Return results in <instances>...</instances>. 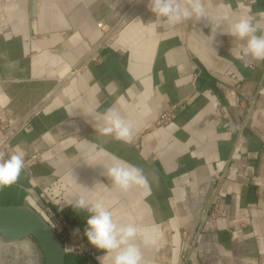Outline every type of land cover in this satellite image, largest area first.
Instances as JSON below:
<instances>
[{"label":"crops","instance_id":"1","mask_svg":"<svg viewBox=\"0 0 264 264\" xmlns=\"http://www.w3.org/2000/svg\"><path fill=\"white\" fill-rule=\"evenodd\" d=\"M204 3L210 22L229 15L215 41L207 19L154 29L148 0H36L34 16L30 0H0V108L28 120L10 145L33 157L0 205L50 206L83 235L87 213L66 203L103 198L117 221L135 220L144 264H264V61L220 34L245 13L264 29V0ZM121 15L103 35L97 23ZM113 105L133 125L129 143L93 127ZM113 157L148 185L113 186ZM84 238L90 254L65 264H98Z\"/></svg>","mask_w":264,"mask_h":264},{"label":"clouds","instance_id":"2","mask_svg":"<svg viewBox=\"0 0 264 264\" xmlns=\"http://www.w3.org/2000/svg\"><path fill=\"white\" fill-rule=\"evenodd\" d=\"M148 8L155 16V20L148 23L154 29L165 24L174 26L190 20L198 22L207 19L210 22L204 0H148ZM227 19L228 13L220 11L215 17V22H210L208 36L212 41H215L217 31ZM135 22L144 24L140 19ZM220 34L238 41L237 47L241 49L243 55L255 61H264V29L258 26L252 15L248 13L239 15L229 24L228 30L220 31ZM116 103L123 106V97L118 98ZM139 106L141 105L138 104ZM144 107L146 109V105ZM100 116L102 125H93L99 135L112 136L115 140L126 143L131 142L133 125L121 116L115 105L106 109ZM113 161L107 168L106 176L121 192L148 185L143 169L118 157H113ZM25 167V153L19 147L10 153L0 152V190L14 185ZM70 175L74 177L72 172ZM74 180L80 185L75 177ZM80 186L89 190L85 186ZM66 206L71 207L73 211L87 213L83 235L92 247L102 253L96 257L98 264H144L141 248L136 243L139 228L132 217L121 223L114 218V211L109 202L103 198L89 199L85 194L77 195L74 200L68 201ZM79 232V228L73 229L74 235Z\"/></svg>","mask_w":264,"mask_h":264},{"label":"built area","instance_id":"3","mask_svg":"<svg viewBox=\"0 0 264 264\" xmlns=\"http://www.w3.org/2000/svg\"><path fill=\"white\" fill-rule=\"evenodd\" d=\"M124 20V15H121L114 20L107 17L106 20L99 21L97 27H100L101 29H104L105 27L103 35L115 33ZM175 109V103L163 106L154 122L155 125H164L170 122L175 117ZM29 127L30 124L27 119L12 115L8 111L0 108V152L10 153L13 151L10 145L11 138L18 132L27 131ZM32 158V156L25 158L26 167L31 163ZM213 209L216 210L215 207H213ZM41 215L55 230L65 253H73L80 257L90 254L88 244L82 235V232L80 231L76 235L73 234V229L78 227L75 226L71 219L61 210L45 206Z\"/></svg>","mask_w":264,"mask_h":264},{"label":"water","instance_id":"4","mask_svg":"<svg viewBox=\"0 0 264 264\" xmlns=\"http://www.w3.org/2000/svg\"><path fill=\"white\" fill-rule=\"evenodd\" d=\"M36 0H30L35 14ZM30 237L36 246L31 264H65V252L53 227L40 212L25 203L0 205V242L13 243Z\"/></svg>","mask_w":264,"mask_h":264},{"label":"rangeland","instance_id":"5","mask_svg":"<svg viewBox=\"0 0 264 264\" xmlns=\"http://www.w3.org/2000/svg\"><path fill=\"white\" fill-rule=\"evenodd\" d=\"M35 249V243L30 237L13 243L0 242V264H31Z\"/></svg>","mask_w":264,"mask_h":264},{"label":"bare ground","instance_id":"6","mask_svg":"<svg viewBox=\"0 0 264 264\" xmlns=\"http://www.w3.org/2000/svg\"><path fill=\"white\" fill-rule=\"evenodd\" d=\"M18 242V241H17ZM17 244V243H16Z\"/></svg>","mask_w":264,"mask_h":264}]
</instances>
